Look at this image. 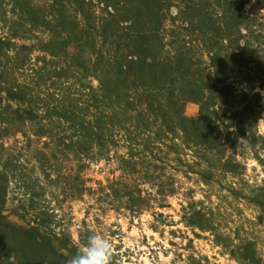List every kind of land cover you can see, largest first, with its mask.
I'll list each match as a JSON object with an SVG mask.
<instances>
[{"label": "trees", "instance_id": "16d2710c", "mask_svg": "<svg viewBox=\"0 0 264 264\" xmlns=\"http://www.w3.org/2000/svg\"><path fill=\"white\" fill-rule=\"evenodd\" d=\"M263 121L264 0H0V264H65L84 246L60 229V195L89 196L96 222L183 195L186 226L264 264L227 207L247 200L264 220V177L244 181L251 161L264 174ZM101 163L119 175L89 186Z\"/></svg>", "mask_w": 264, "mask_h": 264}, {"label": "rangeland", "instance_id": "374dc122", "mask_svg": "<svg viewBox=\"0 0 264 264\" xmlns=\"http://www.w3.org/2000/svg\"><path fill=\"white\" fill-rule=\"evenodd\" d=\"M186 111L188 116L197 118L200 114V106L196 103H188ZM261 130L264 132V121L261 123ZM254 166H257V163L251 161L248 175L244 181L253 183L264 177L262 169L258 167L255 170ZM116 171L117 165L101 163L89 168L85 177L89 180V186H96V182H106L107 178L110 175L113 176L114 173L118 176L119 172ZM190 186L191 184L185 185L186 188ZM198 191L197 199L203 198L202 189H198ZM69 196L55 197L53 207L57 209L59 215L57 220L62 232L64 229L71 230L74 239L79 241L82 232L86 236L89 234L84 220L87 219V210L94 200L87 196L85 201H76ZM183 200V195L174 197L171 200L172 207L158 209L154 214L145 212L134 220L127 218L124 214L119 215L117 212L110 211L98 222L95 221L94 215L87 221L92 224V229L96 228L98 233L106 235L113 242L114 255L117 257L115 260L118 264H173V260L180 255L187 258L192 253L207 255L213 263L238 264L229 255H224L221 248L215 246L209 232L194 230L182 222L181 203ZM227 207L232 214V226H235L236 230L239 229L245 238H257L264 255V220H259L257 208L244 199L237 200L233 206L228 204ZM95 212L93 210L92 214ZM12 218L21 222L15 216ZM157 219L165 221L166 225H158L159 228L154 229L155 226L157 227L155 225ZM198 233L201 235L197 236ZM65 237L64 233L63 238Z\"/></svg>", "mask_w": 264, "mask_h": 264}, {"label": "clouds", "instance_id": "9594fccd", "mask_svg": "<svg viewBox=\"0 0 264 264\" xmlns=\"http://www.w3.org/2000/svg\"><path fill=\"white\" fill-rule=\"evenodd\" d=\"M114 244L104 234L90 232L83 247H79L65 264H112Z\"/></svg>", "mask_w": 264, "mask_h": 264}]
</instances>
